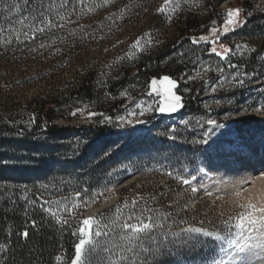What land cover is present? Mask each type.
Masks as SVG:
<instances>
[{
	"label": "rangeland",
	"instance_id": "rangeland-1",
	"mask_svg": "<svg viewBox=\"0 0 264 264\" xmlns=\"http://www.w3.org/2000/svg\"><path fill=\"white\" fill-rule=\"evenodd\" d=\"M218 1L170 0L165 4V0H109L107 3L75 0V10L51 12L59 19L64 17L59 20L63 27L58 25L55 36L17 50L0 62V99L6 107L15 104L14 107L22 110L37 95L60 98L91 72L102 91L105 87L101 84L121 64L136 62L147 47L165 48L169 40L177 38V21L183 22L189 18L188 14L195 16L200 33L190 39V44L179 46L188 55L184 62L192 70L177 79L170 77L177 82L174 91L182 97L183 107L176 113L152 111L143 117L129 116V111L139 112L138 104H151L155 108L160 102L158 95L149 94L150 87L145 97L137 98L141 87L133 84L117 96H107L103 91L102 97L107 96L108 104L123 102L124 110L116 117L107 115L95 99L75 107L68 120L57 121L75 126L78 132L63 140L49 136L36 140L39 152L47 156L48 166L65 167L72 179L83 180L84 187L70 194L68 203L75 208L71 216L78 232L81 222L93 217L99 222L100 230L108 233L97 238L93 229L98 246L106 245L118 253L120 249L113 245L123 243L119 224L130 214L145 219L151 216L161 226L154 229L157 245L149 246L163 244L164 253L168 254L148 256L149 264H213L214 259L223 256L219 243L204 236L188 240L187 234H181L182 230L202 227L224 233L225 222L234 225L241 214L251 211L242 197L232 194V189L224 190L218 183H209L208 177H203L201 165L209 147L219 140L222 132L232 130L239 138L259 134L260 141H264V19L254 17L264 14V0H226L219 5ZM237 8L240 9L236 18L239 26L221 35L228 10ZM65 25L70 26L64 29ZM212 28L217 29L215 34ZM201 36L208 41L219 36V40L213 45L200 40ZM137 40L139 49L132 47ZM193 40L198 43L194 44ZM220 44L230 49L223 60L210 51L215 46L222 52ZM240 56L253 59L251 69L233 62ZM236 77L245 81L243 87L234 86ZM181 84H190V88L202 91V113L189 112L184 98L190 88ZM89 113L96 115L89 117ZM24 114L30 119L34 112L29 110ZM171 117L175 118L174 122H169ZM137 119L145 123L137 124ZM208 119L216 120L220 126L213 130L206 123ZM129 120L133 123L128 124ZM101 125L109 128L98 133L96 127ZM261 147L264 149V145ZM14 159L16 156L12 154L8 161ZM258 161L264 159L254 160ZM227 177L232 179L230 175ZM183 179L191 183L184 184ZM193 188L198 190L193 192ZM62 205L67 204L62 202ZM117 208L121 214L119 221H116ZM232 231L237 230L233 227ZM214 243L215 251H212ZM108 255L104 251L93 253L92 264H99L101 258L107 261Z\"/></svg>",
	"mask_w": 264,
	"mask_h": 264
},
{
	"label": "trees",
	"instance_id": "trees-1",
	"mask_svg": "<svg viewBox=\"0 0 264 264\" xmlns=\"http://www.w3.org/2000/svg\"><path fill=\"white\" fill-rule=\"evenodd\" d=\"M225 1L219 0L218 5ZM17 2L18 12L4 10L5 4L15 5ZM75 5V0H0V10H3L0 15V62L17 50L36 46L55 36L60 19L51 12L73 11ZM42 12L44 15H41ZM218 13L221 14L220 11ZM188 15L189 18L183 22L177 21V38L169 40L163 49L147 47L145 54L132 64H121L101 84L105 87L102 91H99L91 72L60 98L37 95L22 110L14 107L15 104L6 107L0 99L3 108L0 111V264H71L74 245L80 237L78 226L71 216L75 208L69 206L68 196L81 190L84 182L72 179L65 167L48 166L47 156L39 152L36 140L41 136L63 140L78 132L75 126L57 121L68 120L72 110L81 104L96 99L106 114L114 118L123 112V102L108 104L107 96H117L125 88L138 84L141 88L136 97L143 98L151 79H159L163 75L175 79L186 76L192 68L185 64L188 55L179 46L190 44V39L200 33L195 16ZM23 17L28 18L25 26L18 22ZM33 17H37L36 26L44 27L43 32L33 33L27 26L33 23ZM70 17L68 20H72ZM254 17L264 19V14ZM42 19L50 20L56 26L41 25ZM69 26L65 25L64 29ZM61 47L65 48V45ZM233 62L244 65V69H251L249 65L253 59L245 60L240 56ZM180 86L191 87L190 84ZM103 91L107 92V96L102 97ZM201 96L202 91L195 88H190L184 96L191 114L202 113ZM29 110L34 112V123L33 118H25L24 111ZM108 128L106 125L96 127L98 133ZM21 132L23 135H18ZM12 154L16 159L9 162ZM35 164L38 168L34 167L35 172L31 173ZM57 174L61 176L57 177ZM62 202L67 205L63 206ZM25 231L28 232L27 237L24 236ZM57 255L62 258L59 262L55 259Z\"/></svg>",
	"mask_w": 264,
	"mask_h": 264
},
{
	"label": "snow or ice",
	"instance_id": "snow-or-ice-1",
	"mask_svg": "<svg viewBox=\"0 0 264 264\" xmlns=\"http://www.w3.org/2000/svg\"><path fill=\"white\" fill-rule=\"evenodd\" d=\"M27 2V0H26ZM105 2H109V0H105ZM170 0H165V4H168ZM4 10L8 13L18 12L19 11V3L17 2L15 5H4ZM163 11V9H161ZM3 14V10H0V15ZM41 15H44L42 12ZM240 15V9H229L227 12V19L224 21L223 33L221 35L228 33L230 30H234V26H239L237 24V17ZM37 17H33V23L27 25L33 33L35 32H43L44 27L36 26L35 20ZM61 20H64V17H60ZM28 18L23 17L18 22L25 26ZM241 24L243 21L240 22ZM40 24L44 26H56L50 20H40ZM63 27V24L59 25ZM233 26V27H230ZM14 29H9L12 31ZM211 32L215 34L217 32L216 28H212ZM27 35V33H24ZM202 41L212 43L215 45L216 41L219 40V36L216 37V40L208 41L207 37L201 36L199 38ZM193 43H198L197 40H193ZM134 48L139 49L140 41L137 40L136 43L132 46ZM240 46L238 45L237 48ZM220 48L223 51H217V48L213 46L210 51L215 53L216 56L220 57L221 60L226 58V55L230 52V49L223 44H220ZM230 67H237L234 65H230ZM208 69L205 68V71ZM222 72L223 69H220ZM237 83L234 85L236 87H243L245 81L236 77ZM149 87L151 89L150 95L155 93L160 97L159 105L153 108V105L149 104L147 106L138 104L137 108L139 112L129 111V116L139 115L143 117L146 112L156 111L162 114H172L176 113L180 108L183 107L182 97L177 95L176 91L177 82L176 80L171 79L169 76H163L159 80L153 79ZM213 91H216V88L213 87ZM124 95V93H121ZM260 111V109H257ZM75 113H73L74 115ZM96 115L95 113H89V117ZM121 120L124 118L121 117ZM105 120H111L110 117H105ZM34 123V118L32 120ZM128 124H132L131 120L127 121ZM137 124H143L145 121L143 119H137L135 121ZM206 123L214 128L219 127L220 125L214 119H208ZM174 131V130H173ZM18 135H23V133H18ZM210 135L206 133V136ZM171 175V173H169ZM184 184H190L191 181L189 179H183ZM198 189L193 188L192 191L196 192ZM210 194V193H209ZM239 193H237L238 195ZM79 196V193H77ZM86 203V202H85ZM136 202L133 201V207H135ZM127 207V205H125ZM73 207H76L74 205ZM249 209H253L256 212H260V216H254L252 211H248L245 214H241L237 218V222L232 225L225 222V227L227 229L226 232H212L208 231L202 227H189L187 229L182 230V235L187 234L188 240L193 238H198L199 236H204L211 238L214 242H218L220 245V252L223 253V257H227L225 260L223 257L219 260H213V264H244L243 259L240 254L244 253L247 250H251L254 246V242H259V244L264 247V208L256 209L254 205L249 204L247 206ZM67 211H71V209H66ZM48 211V209H45ZM117 216L116 221L121 220L120 208L116 209ZM52 215H56L55 212ZM136 222H131L132 220ZM116 221H113L115 223ZM57 222L59 223V218H57ZM67 223V221H65ZM161 225L157 224L153 221L151 216H148L146 219L142 218L140 215H129L127 219L119 224V228L121 229L120 240L123 242L120 245H113V248H119L120 251L115 253L111 248H108L106 245L98 246V242L93 239V229L95 228L94 236L100 237L101 235L107 236L108 233L100 230L99 222L93 218L89 217L84 219L81 222V226L79 228V240L74 245V256L71 260V264H92V254H99L100 251L107 252L109 255L107 257V261L104 258H101L99 264H149L148 256H155L158 253H164L165 246L163 244H159L157 247L153 248L149 245H157V240L155 239L154 229L160 227ZM107 227V225H105ZM233 227L237 230L235 232L232 231ZM247 233V235L245 234ZM75 235V233H73ZM175 235V234H174ZM24 236H28V232H24ZM227 245L225 248L224 245ZM212 251H215V243ZM168 254V253H164ZM56 261H61V257L57 255L55 257Z\"/></svg>",
	"mask_w": 264,
	"mask_h": 264
},
{
	"label": "bare ground",
	"instance_id": "bare-ground-1",
	"mask_svg": "<svg viewBox=\"0 0 264 264\" xmlns=\"http://www.w3.org/2000/svg\"><path fill=\"white\" fill-rule=\"evenodd\" d=\"M174 121V117L169 119V122ZM259 137V134H255L252 138H239L232 130L222 132L219 140L209 147L206 159L201 165L203 177H208L209 183H218L224 190L232 189L233 195L239 193L237 196L242 197L246 204L254 205L256 209L264 208V172L253 170L254 160L264 159V149L261 147L264 141H260ZM256 163L260 164L259 161ZM228 173L232 179L227 177ZM251 211L254 216L261 215L253 209ZM240 255L244 264H264V247L258 241L254 242L251 250L246 249Z\"/></svg>",
	"mask_w": 264,
	"mask_h": 264
}]
</instances>
